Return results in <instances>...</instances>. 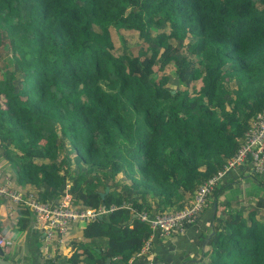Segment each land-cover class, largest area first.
<instances>
[{"label": "trees", "instance_id": "obj_1", "mask_svg": "<svg viewBox=\"0 0 264 264\" xmlns=\"http://www.w3.org/2000/svg\"><path fill=\"white\" fill-rule=\"evenodd\" d=\"M263 111L264 0H0V148L14 184L116 207L83 229L108 238L104 255L75 243L78 264L144 255L153 231L137 214L191 207ZM227 177L185 230L212 223L192 264H264V212L220 206Z\"/></svg>", "mask_w": 264, "mask_h": 264}, {"label": "built area", "instance_id": "obj_2", "mask_svg": "<svg viewBox=\"0 0 264 264\" xmlns=\"http://www.w3.org/2000/svg\"><path fill=\"white\" fill-rule=\"evenodd\" d=\"M247 164L251 166L254 173L264 175V111L256 115L250 130L244 137L243 145L234 157L218 174L198 189L191 207L165 216L151 217L146 212L137 214V218L142 223L149 224L153 231L141 254L147 253L152 248L156 233H159L161 238H167L175 233H184L187 227L192 226L200 216L215 186L231 172ZM1 201L10 203L15 212L17 208L27 209L34 219L36 228L44 233L45 243L55 244L56 247L67 244L72 229L78 225H87L116 210L113 206L109 211L74 207L70 195H66L56 204L43 201L36 192L24 193L14 184L11 175L3 171L2 166H0ZM121 208L132 210L129 203L122 204ZM12 246L13 242L6 239L0 231V248L7 250Z\"/></svg>", "mask_w": 264, "mask_h": 264}, {"label": "crops", "instance_id": "obj_3", "mask_svg": "<svg viewBox=\"0 0 264 264\" xmlns=\"http://www.w3.org/2000/svg\"><path fill=\"white\" fill-rule=\"evenodd\" d=\"M1 158H3V162L5 161L3 156L0 157V166H2L3 171L11 175L9 171L10 168L7 167L5 162L4 164L1 163ZM232 173H234V171L229 175ZM248 177L250 178L249 182H251L250 191L249 189L247 190L248 187H238L244 184V181L248 180L246 179ZM251 177L255 179V182ZM256 180L258 179L253 175L251 166L247 164L239 169L238 173L235 172L234 176L227 177L224 183H226V185L232 184V186L228 188L231 190L230 193H225L229 196L230 200H232L231 197L233 198L234 195H252V191H255L257 186ZM253 184L255 187H253ZM25 188L26 187L23 189ZM57 196V194H53V198ZM230 200L228 202H230ZM228 202H226V204ZM219 203L221 206L224 201L221 200ZM214 209L215 206L211 209L213 211L212 216L214 215ZM19 211L18 208L16 212L13 211L12 205L6 201L0 202V231L6 239L13 242V246L6 251L4 250V252L6 257L15 264H78V260L75 257V243L90 248L95 262L104 255L103 253L107 246L108 238L86 239L83 235L85 225H78L76 228L72 229L67 244L56 247L55 244L47 245L45 243L44 233L36 228L34 219L28 210H24L26 212L28 211V215L26 216L20 215ZM207 223H210V221ZM207 232H209V228H206L202 223L196 228L189 229L185 234L179 233L167 238L156 237L153 240L151 251L144 255L136 256V254L132 256L126 264H192V262L196 260L195 258L197 255H200L198 248L200 245L199 242L205 238ZM79 260V264H89L90 262V260L86 258V255L81 256ZM108 260L109 259H106V264ZM109 264H113L111 260H109Z\"/></svg>", "mask_w": 264, "mask_h": 264}, {"label": "rangeland", "instance_id": "obj_4", "mask_svg": "<svg viewBox=\"0 0 264 264\" xmlns=\"http://www.w3.org/2000/svg\"><path fill=\"white\" fill-rule=\"evenodd\" d=\"M123 37H125L126 39H127V43H129V40L130 41H139V37L137 36V35H135V34H131V33H129V32H126L125 34H124V36ZM118 43H120V44H123L124 42L123 41H119ZM135 42H133V44H134ZM172 83H173V85H175V86H177L178 84H177V81H176V79L172 76ZM2 149L0 148V157H2ZM1 163L2 164H4V162H3V158H1ZM252 178V180L255 182V179L253 178V177H251ZM246 179H248V180H246V181H244V184H241V185H239L238 187H241V188H243V187H248L247 188V190L249 189V191H250V183L251 182H249V180H250V178L248 177V178H246ZM246 183V184H245ZM256 184L258 185V186H261L262 185V183H261V181L260 180H256ZM263 186H264V184H263ZM262 187V186H261ZM230 191L231 190H225V192L226 193H230ZM258 191V190H257ZM255 192V193H253L252 195H247L246 194V196H244V195H237V196H235L234 195V197L232 198L231 197V199L232 200H230V198H229V196L225 193L224 194V196L222 197H220V199H219V201L221 202V200L222 201H224V203L223 204H221V205H226V202H228L229 200H230V202H238L239 204V207H238V209H240V208H243L242 210L243 211H245L244 213H248V212H251V211H257V212H260L259 213V215L257 214V218H259V219H261L260 217H258V216H261L262 215V210H263V212H264V191L263 192H261V191H258V192ZM52 202V201H51ZM259 204H262L263 206H261V207H259ZM233 209H236V206L234 205L233 206ZM222 210L221 209H219L218 210V214L221 212ZM211 226H212V223L210 222L209 223V225H208V227H210L211 228ZM189 231V230H188ZM188 231H185L184 233H182V234H185V233H187ZM211 236H212V233H210V232H207L206 233V235H205V238L203 239V240H200V245H199V253H200V255H201V252H202V250H203V247L204 246H207V245H210V243H209V241H210V238H211ZM198 243V244H199ZM11 248V247H10ZM6 251V250H5ZM200 255H197V257L195 258L196 260L195 261H197L198 259H200Z\"/></svg>", "mask_w": 264, "mask_h": 264}, {"label": "water", "instance_id": "obj_5", "mask_svg": "<svg viewBox=\"0 0 264 264\" xmlns=\"http://www.w3.org/2000/svg\"><path fill=\"white\" fill-rule=\"evenodd\" d=\"M109 189L106 190L108 192ZM104 197V195H102ZM0 264H15L13 261H10L4 252L2 248H0ZM107 264H109V260L107 261Z\"/></svg>", "mask_w": 264, "mask_h": 264}]
</instances>
